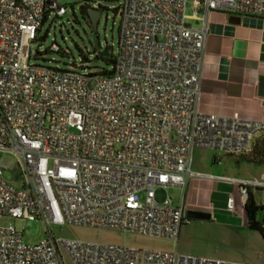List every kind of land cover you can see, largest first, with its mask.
<instances>
[{
    "label": "built area",
    "instance_id": "2783aa9c",
    "mask_svg": "<svg viewBox=\"0 0 264 264\" xmlns=\"http://www.w3.org/2000/svg\"><path fill=\"white\" fill-rule=\"evenodd\" d=\"M119 2L118 48L102 74L85 72L81 61L66 69L30 63L43 17L61 18L66 9L56 0H0V152L19 155L24 180L13 187L0 165V264H65L61 248L71 264H241L57 241L49 230L86 226L176 243L190 221L166 189L206 177L191 170L193 151L242 156L264 132V122L199 109L207 14L264 18V0ZM189 2L194 14L204 11L200 28L186 25ZM219 179L238 187L242 209L254 190L264 208V178ZM225 210L236 211L232 195ZM11 219L40 221L47 237L25 245Z\"/></svg>",
    "mask_w": 264,
    "mask_h": 264
},
{
    "label": "rangeland",
    "instance_id": "374dc122",
    "mask_svg": "<svg viewBox=\"0 0 264 264\" xmlns=\"http://www.w3.org/2000/svg\"><path fill=\"white\" fill-rule=\"evenodd\" d=\"M90 6L99 5L100 17L96 31L86 24L80 17L79 7L85 2ZM65 7L66 15L56 18L52 22L47 20L40 28L37 38L29 47V52L47 51L55 44L60 51L46 52L41 58H30V63L66 69L70 65L80 66V55L87 59L85 72H94L101 69L108 70L109 64L104 60H97L93 48L92 35L96 34L98 43L102 50L110 47V55H116L118 48V33L120 18L116 10L120 5L119 0H56ZM186 15L192 14V5L189 2L185 10ZM66 53V54H64ZM78 71L83 69L77 68ZM214 158H221L226 164L227 157L215 151L196 149L192 153V169L214 176L224 174L221 166L213 163ZM19 155L13 151L0 152V165L6 168L3 170V179L10 185L20 188L23 184L20 169L17 166ZM167 197L174 204L181 202L185 197V191L177 188H167ZM235 196V207L238 211L241 208V200L238 192ZM255 201H260V195L255 194ZM264 217V213H261ZM15 229L21 233V242L25 245L38 244L47 237V228L40 221L9 220ZM50 232L55 240L74 239L82 242H91L113 246H125L140 251L180 253L199 258L236 262L241 264H264V238L255 231L238 229L216 223L213 218L208 221L192 220L182 227V235L174 243L166 238H156L136 234H124L109 229H98L86 226H51ZM65 264H71L63 249L61 248Z\"/></svg>",
    "mask_w": 264,
    "mask_h": 264
},
{
    "label": "crops",
    "instance_id": "0c3cea01",
    "mask_svg": "<svg viewBox=\"0 0 264 264\" xmlns=\"http://www.w3.org/2000/svg\"><path fill=\"white\" fill-rule=\"evenodd\" d=\"M186 17L188 27L203 26L204 11L201 7L196 14L192 9V14ZM205 27L200 111L221 117L238 113L244 120L264 122V18L211 11L206 16ZM260 135L257 134L254 140ZM225 156L228 158L226 164L213 156L214 164L225 165L220 167L224 174L216 176L193 170L191 160V170L206 177L188 180L181 202L174 204L170 201L173 205L182 203L187 211L208 213L218 224L245 229L247 225L242 208L235 213L225 210L226 198L232 195L235 200L238 187L219 178L260 180L264 178V164L250 163L243 156ZM250 192L254 197L257 193L260 195L258 190ZM262 218L260 215V220ZM183 226L177 241L183 233Z\"/></svg>",
    "mask_w": 264,
    "mask_h": 264
},
{
    "label": "trees",
    "instance_id": "16d2710c",
    "mask_svg": "<svg viewBox=\"0 0 264 264\" xmlns=\"http://www.w3.org/2000/svg\"><path fill=\"white\" fill-rule=\"evenodd\" d=\"M85 3H90V2H85ZM87 7L84 5H81L79 7V13H80V17L82 18V20L88 24V26H90V22L87 16V12H86ZM47 21V16L43 17V21H42V25L43 23H45ZM54 21V19L52 20V22ZM41 25V26H42ZM91 28V27H90ZM46 37V35H45ZM45 37L42 38H37L38 40H44ZM36 39V40H37ZM46 52H52L50 51V47L48 48L47 51H43V53H39L36 52L35 56L33 58H41L42 60H44L43 55ZM58 53V52H57ZM66 54V53H64ZM114 55H110L108 58L102 57L99 58L96 55V59L97 60H104L107 64H109L111 67L114 63ZM82 63H86L87 59L80 55L79 58ZM100 73L105 74L106 72H108V70H99ZM246 161L253 163V164H264V132L261 133V135L253 141L252 145H251V149L250 151L245 154L242 155ZM244 214H245V218H246V225H247V229L251 230V231H255L258 232L262 238H264V222H262V220H260V214L264 213V208H262L259 204L256 203L254 196L251 192L248 193V200L243 208Z\"/></svg>",
    "mask_w": 264,
    "mask_h": 264
},
{
    "label": "water",
    "instance_id": "95a60500",
    "mask_svg": "<svg viewBox=\"0 0 264 264\" xmlns=\"http://www.w3.org/2000/svg\"><path fill=\"white\" fill-rule=\"evenodd\" d=\"M84 6L87 7L86 12H87V16L90 22V27L93 30V32L96 31V27H97V23H98V19L100 17V13L98 10L92 9L91 7L87 6V3L83 4ZM92 43H93V48L96 52V55L99 58L105 57L108 55L110 47H106L104 50L101 49L99 43H98V38L96 36V34L92 35ZM262 81H264V79H262ZM186 218L189 221H194V220H199V221H208L210 220V215L208 213L205 212H200V211H193V210H188L186 212ZM262 222H264V218H262Z\"/></svg>",
    "mask_w": 264,
    "mask_h": 264
}]
</instances>
